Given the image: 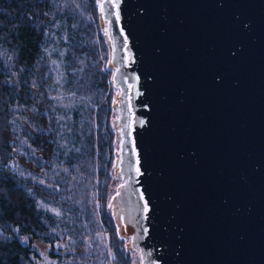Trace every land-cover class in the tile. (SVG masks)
<instances>
[{
	"label": "water",
	"instance_id": "obj_1",
	"mask_svg": "<svg viewBox=\"0 0 264 264\" xmlns=\"http://www.w3.org/2000/svg\"><path fill=\"white\" fill-rule=\"evenodd\" d=\"M96 6L136 264H264V0Z\"/></svg>",
	"mask_w": 264,
	"mask_h": 264
},
{
	"label": "trees",
	"instance_id": "obj_2",
	"mask_svg": "<svg viewBox=\"0 0 264 264\" xmlns=\"http://www.w3.org/2000/svg\"><path fill=\"white\" fill-rule=\"evenodd\" d=\"M106 60L96 0H0V264H136L108 205Z\"/></svg>",
	"mask_w": 264,
	"mask_h": 264
},
{
	"label": "rangeland",
	"instance_id": "obj_3",
	"mask_svg": "<svg viewBox=\"0 0 264 264\" xmlns=\"http://www.w3.org/2000/svg\"><path fill=\"white\" fill-rule=\"evenodd\" d=\"M103 64V62H102ZM105 64V61H104ZM40 257L38 258V263L39 264H56L55 261L53 259H50L46 253L45 249H38Z\"/></svg>",
	"mask_w": 264,
	"mask_h": 264
},
{
	"label": "snow or ice",
	"instance_id": "obj_4",
	"mask_svg": "<svg viewBox=\"0 0 264 264\" xmlns=\"http://www.w3.org/2000/svg\"><path fill=\"white\" fill-rule=\"evenodd\" d=\"M103 8H104V5L102 4L101 5V10L103 11ZM137 163H138V161H137ZM136 171H137V173H139L140 172V169H139V167H137L136 168ZM145 207H147V205L145 204ZM58 214V213H57Z\"/></svg>",
	"mask_w": 264,
	"mask_h": 264
}]
</instances>
